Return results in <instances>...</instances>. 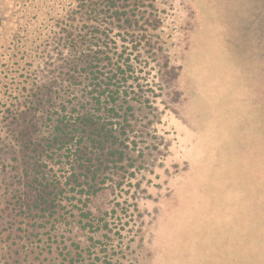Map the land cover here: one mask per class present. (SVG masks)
Segmentation results:
<instances>
[{
    "label": "trees",
    "instance_id": "trees-1",
    "mask_svg": "<svg viewBox=\"0 0 264 264\" xmlns=\"http://www.w3.org/2000/svg\"><path fill=\"white\" fill-rule=\"evenodd\" d=\"M194 2L0 0V264H157L172 239L186 264H264V37L216 72L210 129ZM176 146L195 202L170 229L149 188Z\"/></svg>",
    "mask_w": 264,
    "mask_h": 264
},
{
    "label": "rangeland",
    "instance_id": "rangeland-1",
    "mask_svg": "<svg viewBox=\"0 0 264 264\" xmlns=\"http://www.w3.org/2000/svg\"><path fill=\"white\" fill-rule=\"evenodd\" d=\"M194 3L201 10V15L198 13V18L201 21L198 25V35L194 40L195 46L190 50L192 53L191 58L197 60V66L188 72L186 79L190 81L194 77L196 86L202 90L201 95L197 92L192 98L191 105L194 109H197V113H205L206 120L204 122L211 129L216 125V112L219 109V104L223 101L222 98L213 94L220 87L219 84L214 82L216 72L219 71V67L240 65L247 54L250 57L253 52L255 53L253 46H259L261 43L259 39L264 37V32L262 31L264 25V0H196ZM203 22L206 24L204 28L207 27L209 32H206V29H201L204 25ZM200 30H202L201 34H199ZM204 101L209 104H204ZM167 128L165 127L163 130ZM182 159L179 148L177 146L174 149L172 148V154L167 158L165 165L171 173L173 172V166L176 165L179 173L174 177L173 173L166 175L163 168L156 169L159 177H153L156 184L151 185L149 188V192L153 196H160V193H162L161 204L163 208L167 209L164 221L170 226V229L184 222V210H191L195 202L194 200L191 201L194 197L190 194L191 191L187 189V187H191V184L187 185V173L179 171V169H186L188 163H191L194 157L191 154H187L181 162ZM160 187H162V190ZM167 191H171L174 194L172 200H167L170 194ZM187 199H190L188 203ZM142 204L152 207L150 202ZM157 229L158 225L152 229L151 234L153 237L156 236ZM173 230L170 231L169 238L173 236L171 235ZM164 239H167V237L165 236ZM178 245L176 240L172 239L169 242L170 248L165 245L161 246L160 252L163 260L161 261L160 259L157 264H186L185 259L170 253ZM169 257L171 260L166 261ZM197 262L201 264L195 255L190 260V264H197Z\"/></svg>",
    "mask_w": 264,
    "mask_h": 264
}]
</instances>
